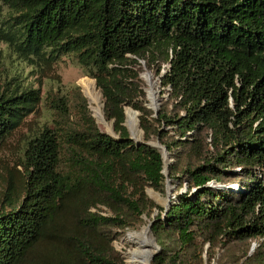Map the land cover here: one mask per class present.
Segmentation results:
<instances>
[{"label": "trees", "instance_id": "1", "mask_svg": "<svg viewBox=\"0 0 264 264\" xmlns=\"http://www.w3.org/2000/svg\"><path fill=\"white\" fill-rule=\"evenodd\" d=\"M0 41L43 68L73 57L116 135L83 106L58 131L19 136L6 160L40 96L0 84V264H124L112 240L143 215L158 246L149 264H264V0H0ZM143 71L165 89L157 111ZM150 141L172 159L166 208L145 193L166 178Z\"/></svg>", "mask_w": 264, "mask_h": 264}, {"label": "rangeland", "instance_id": "2", "mask_svg": "<svg viewBox=\"0 0 264 264\" xmlns=\"http://www.w3.org/2000/svg\"><path fill=\"white\" fill-rule=\"evenodd\" d=\"M3 12H5V8H3ZM140 76L144 81V90L146 94L145 105L151 110L157 111L160 106L161 99L166 97V94L163 92L165 89L160 85L158 77L153 76L152 73L143 71ZM83 77L90 78L83 73L82 69L71 56H63L55 63H53L50 67L43 68L38 66L34 62L23 61L12 51V49L6 43L0 41V84L3 82H8L10 87H26L38 90L40 96L35 111L26 117L23 126L19 129L17 134L12 137L5 145L4 150L2 151V157L4 159L13 160L18 154L20 144H18L17 138L19 136L28 133L29 130L33 128L37 129L41 128L42 126H47L55 131H58L59 127L65 126L68 123H74L78 117L79 111L83 109V106L87 109L89 115L94 119V122L98 125V127L102 131L108 134L110 133L103 124L96 121L93 110L91 108V104L88 101V98L83 93L80 85L78 84V80ZM97 90L99 91L98 88ZM149 91H151L152 95L155 98L154 104H150ZM81 96L84 98V102L81 100ZM126 108L128 107H124V111ZM130 109L133 110L132 108ZM136 115L138 119V112ZM106 121L111 124V127H113L112 120ZM126 128L129 135L131 136L128 127ZM112 136L116 138L114 132ZM150 143H156V141H150ZM165 153L167 155V158H169L167 152ZM170 160L172 161V159ZM168 163H170V161ZM165 177L164 193H159L152 190L151 188H146L145 193L148 198L153 200L156 204L166 208L170 204L177 202L176 192L178 188L177 182L173 183L169 181L167 175H165ZM167 180L168 187L166 189L165 186L167 184ZM183 191L184 188H181L179 193ZM90 210L96 211L95 208H90ZM99 213L105 216L110 215L106 208H104V211H100ZM154 214H156V211L152 213L151 217ZM142 219L143 223L139 226V228L137 230L131 231H139L141 228L147 227L148 225L150 228V218H147L143 215ZM125 233L121 234L119 238L113 239L112 245L117 251L120 252L121 256L123 257L124 264H128L126 261L127 252L134 247H132L129 243L121 241V238L125 235ZM150 235L153 238L152 240L154 246L156 245L155 239L152 233H150ZM254 246L255 244L252 243L250 251L253 250ZM156 251L157 250L154 248L153 253Z\"/></svg>", "mask_w": 264, "mask_h": 264}, {"label": "bare ground", "instance_id": "3", "mask_svg": "<svg viewBox=\"0 0 264 264\" xmlns=\"http://www.w3.org/2000/svg\"><path fill=\"white\" fill-rule=\"evenodd\" d=\"M78 84L91 104L96 121L103 124L113 134L111 124L103 117L101 95L94 81L83 77L78 80ZM149 99L150 104H154L155 98L151 91H149ZM125 124L133 139L139 141L141 139V130L139 129L137 115L129 107L125 109ZM121 241L129 243L135 248L127 252L126 261L128 264H149L155 245L153 246V240L148 227H143L139 231L126 232Z\"/></svg>", "mask_w": 264, "mask_h": 264}, {"label": "water", "instance_id": "4", "mask_svg": "<svg viewBox=\"0 0 264 264\" xmlns=\"http://www.w3.org/2000/svg\"><path fill=\"white\" fill-rule=\"evenodd\" d=\"M134 111V110H133ZM136 114H137V111H134ZM124 115H125V111H124ZM123 125L125 126V127H127L126 126V124L125 123H123ZM112 131H113V127H112ZM109 135H113L112 133H109ZM130 139H132L136 144H139L142 140L140 139L139 141H136V140H134L133 139V137L132 136H130L129 137ZM149 145H151V146H153V147H156L158 150H160L161 151V156H162V161H163V170H162V173L164 174V175H167V171H166V169H167V163L170 161L171 162V160L169 159V158H167V155H166V150H165V148L163 147V146H161V145H159L157 142L156 143H149ZM165 161H167L166 163H165ZM168 182V180L166 181V183ZM167 187H168V183L166 184V186H165V188L167 189ZM148 227V229H149V225L147 226ZM149 232L151 233V231H150V229H149ZM153 239V238H152ZM155 249L158 251V247L155 245ZM156 251V252H157ZM156 252H154L152 255H151V258L153 257V255L156 253ZM150 258V259H151Z\"/></svg>", "mask_w": 264, "mask_h": 264}]
</instances>
